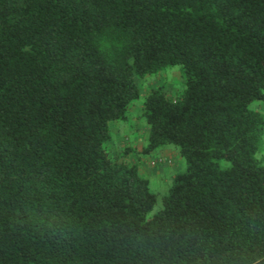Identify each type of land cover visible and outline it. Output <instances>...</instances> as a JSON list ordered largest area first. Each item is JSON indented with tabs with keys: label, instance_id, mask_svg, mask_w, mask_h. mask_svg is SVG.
Wrapping results in <instances>:
<instances>
[{
	"label": "trees",
	"instance_id": "1",
	"mask_svg": "<svg viewBox=\"0 0 264 264\" xmlns=\"http://www.w3.org/2000/svg\"><path fill=\"white\" fill-rule=\"evenodd\" d=\"M163 207L107 147L136 77ZM264 0H0V264H264ZM124 153L130 149L125 148Z\"/></svg>",
	"mask_w": 264,
	"mask_h": 264
},
{
	"label": "rangeland",
	"instance_id": "2",
	"mask_svg": "<svg viewBox=\"0 0 264 264\" xmlns=\"http://www.w3.org/2000/svg\"><path fill=\"white\" fill-rule=\"evenodd\" d=\"M135 81L139 97L130 104L125 120L109 123L111 138L107 147L119 160L136 166L139 175L148 180L149 190L156 198V204L152 211L154 213L163 207V199L168 194L174 177L186 170V163L179 155L178 149L171 144L161 145L150 152H144L148 145L145 103L151 94L167 98L176 96L185 88V80L180 66L174 65L143 78L136 77ZM261 104L264 102H253L249 108L260 110ZM125 148L130 150L124 153ZM256 157L264 160V143ZM153 161L157 162L155 166L150 165V162ZM146 166H149L153 175L149 174Z\"/></svg>",
	"mask_w": 264,
	"mask_h": 264
},
{
	"label": "crops",
	"instance_id": "3",
	"mask_svg": "<svg viewBox=\"0 0 264 264\" xmlns=\"http://www.w3.org/2000/svg\"><path fill=\"white\" fill-rule=\"evenodd\" d=\"M259 108H260L261 111H264V104H261ZM146 167L148 169L149 174L153 175V173L150 171L149 166H146ZM157 174H159V172H157Z\"/></svg>",
	"mask_w": 264,
	"mask_h": 264
},
{
	"label": "built area",
	"instance_id": "4",
	"mask_svg": "<svg viewBox=\"0 0 264 264\" xmlns=\"http://www.w3.org/2000/svg\"><path fill=\"white\" fill-rule=\"evenodd\" d=\"M155 164H157L156 161H155V162H154V161H153V162H150V165H151V166H155Z\"/></svg>",
	"mask_w": 264,
	"mask_h": 264
}]
</instances>
